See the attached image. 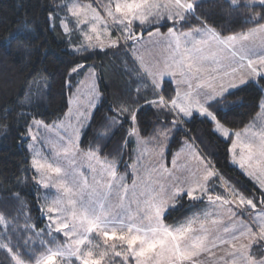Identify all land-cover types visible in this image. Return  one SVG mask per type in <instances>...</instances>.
Returning a JSON list of instances; mask_svg holds the SVG:
<instances>
[{
    "label": "snow or ice",
    "instance_id": "obj_1",
    "mask_svg": "<svg viewBox=\"0 0 264 264\" xmlns=\"http://www.w3.org/2000/svg\"><path fill=\"white\" fill-rule=\"evenodd\" d=\"M232 10L256 7L264 10V0H226ZM197 5L189 0H168L165 4H160L156 0H115L114 6L106 9V16L115 26V30L123 34L126 47L134 49L145 34L143 26L152 21L165 18L168 26L169 47L174 44L175 56L171 64L165 66L158 73L145 72L151 78V87L155 94L152 100H147L146 105L159 109L166 113L165 123L159 130H154L153 138L160 140L163 136L167 138L168 132L178 130V123L185 118H191L193 113L205 117L214 124V132L220 136L230 139L231 133L228 128L218 119V115L211 109L215 104L223 99L222 93L225 88L221 86L219 92L216 91H195L204 88L205 74L216 73L217 75H229L228 69L235 74V65L249 69L246 75L239 77V84L245 85L256 83L264 84V53L257 54L253 48L245 46L240 41L247 40L249 35L257 31L264 32V15H257L253 18L257 27L250 30V33L243 35L224 36L214 29L202 26L196 32L201 34V38L192 37V33H181L177 30L179 24L182 28L188 21L189 15H194ZM86 8H91L93 15L89 20ZM67 9L71 16L76 18L77 26L89 24L88 31L96 33L100 26L111 36L108 21L101 17V14L91 5L83 6L73 4L72 7L63 5L61 10ZM49 19H54L52 13ZM58 19V17H55ZM167 26V25H164ZM136 27L141 31L137 33ZM83 31V29H82ZM148 35H152V29L147 30ZM156 29V35H159ZM86 38L90 39L85 33ZM29 37L20 34L15 39L25 40ZM98 38V37H97ZM209 41L215 42L217 48L212 50ZM109 47H120L119 39L110 41ZM97 45L89 44L77 51L87 52L95 49ZM103 49L101 42L99 45ZM255 57V59L253 58ZM226 62V63H225ZM259 65V68L257 67ZM83 64H77L72 68V72H78L83 68ZM92 72L93 69H87ZM179 75L180 82L187 86L183 93L177 91L175 98L164 95V83H171ZM166 78H168L166 80ZM195 82V84L193 83ZM235 80L229 87H236ZM203 97L201 100L200 97ZM217 96L220 99H217ZM264 107V105H262ZM138 109L130 108L122 103L116 115L129 114L132 127L128 133L129 137L140 138V130L137 126ZM171 116V120L168 117ZM115 122V121H114ZM33 125L39 128H49L42 120H33ZM169 125L171 127H169ZM51 127H56L55 125ZM247 131V130H246ZM28 136L37 140L32 127L28 129ZM237 140L231 145L230 152L233 155V163L238 164L242 169H258L260 175H264V132L259 134V143L248 140L240 143L241 133H235ZM63 141L64 137H60ZM128 144L131 140L127 141ZM187 143L195 149V144L191 138H187ZM30 147H32L30 145ZM240 147L239 156L236 149ZM79 147L75 141L69 139L66 144L58 145L57 151L52 159L33 151L31 165L37 183L45 188L53 187L57 195L46 205L49 221L48 229L45 232H35L40 244L37 247L31 238L24 240L23 245L19 242L16 248L23 247L25 251L21 254L14 251L10 244L0 243V248H4L10 254L11 264H115V258H120L119 264H204V257L211 254L213 249L220 245H230L233 249L228 253L232 257L226 264H264V208L255 212L257 204L253 199H246L242 194L233 192L238 197L239 204L243 207L241 211H235L231 207L226 211L231 216L244 217L246 212L254 213L253 222L259 228V239H255L257 233L248 225L233 227L225 226L224 233L233 232L236 228L238 235L232 234L230 237L214 235L206 227V217L201 219L198 216L189 218L185 223L178 226L167 225L165 221L167 206L166 200L160 195L164 191L163 185L157 188L159 180L146 183L142 189L137 190L138 175L125 172L120 175L119 165L123 163V158L110 160L103 156L100 149H89L86 158L87 167L95 175L93 183L89 184L83 171L75 166L76 156L79 154ZM196 158L204 166L203 181L218 176L217 170L203 153L196 150ZM163 159V154H161ZM175 164V159L173 160ZM98 166V167H97ZM129 166L125 165L127 169ZM248 175L255 174L248 171ZM131 180L129 185L128 180ZM259 188L261 196H264V180L260 181ZM17 196L19 194H16ZM186 197L189 200L202 203L207 198L209 204L230 205L232 202L219 194L210 191L206 183L197 182L195 186L187 189L176 187L170 193L171 199ZM264 205V200L259 201ZM136 205L133 210L132 205ZM218 223L217 220L212 221ZM6 218L0 214V225H6ZM25 231H29L26 227ZM62 235L65 242H59ZM92 234L100 236L104 241V250L95 251L100 247L94 244ZM242 237L249 238L248 244H241L236 248L234 241ZM112 241L113 243H109ZM118 242V245L117 243ZM32 246L33 251L27 249ZM255 245V251H253ZM39 254H35L36 252ZM240 255L237 256L236 253ZM27 257V260L24 259ZM74 258V259H73ZM107 258V260H106Z\"/></svg>",
    "mask_w": 264,
    "mask_h": 264
},
{
    "label": "trees",
    "instance_id": "obj_2",
    "mask_svg": "<svg viewBox=\"0 0 264 264\" xmlns=\"http://www.w3.org/2000/svg\"><path fill=\"white\" fill-rule=\"evenodd\" d=\"M66 1L88 3L91 0H0V214L7 220L6 227L0 225V243L10 244L21 254L25 249L16 248L18 242L23 245L24 240L31 238L37 247L40 244L39 238L33 235V228L35 232L47 231L46 219L38 206L41 187L33 177L25 135L29 127H33L34 119L49 125L64 116L69 98L88 66L94 65L97 70L101 99L81 131L79 149L82 152L98 148L110 160L122 157L123 163L119 167L120 174H124L129 169L125 165L129 166L133 160L134 144L133 141L127 143L131 140L129 116L123 114L116 119L119 106L127 103L130 108L138 109L136 123L142 139H154V130H159L165 123V112L146 105L155 94L151 93L153 89L146 79L145 82L139 80L136 64L123 46L87 52L68 48L61 16V7ZM195 4L194 15H189L182 28L177 25L180 31L203 23L224 36L240 34L256 28L253 18L264 15V10L259 7L232 10L226 0H201ZM53 8L56 9L52 13L54 19L50 20ZM71 24L76 25L74 20ZM166 25L159 28L164 31L170 26ZM20 34L29 38L15 39ZM74 39L79 41L78 36ZM77 64L84 67L72 72ZM164 95L175 97L172 82L164 83ZM263 100L264 84L257 78L256 83L242 85L224 94L211 110L233 134L247 128L258 116ZM186 119L179 121L178 130H171L167 138L164 137L168 143L167 164L182 145L180 138L190 137L211 161L221 180L258 200L261 191L229 162L233 135L230 139L221 138L214 132V124L197 113L190 120ZM214 178L216 180L214 176L207 184L211 192ZM205 204V200L198 203L186 197L176 199L168 208L164 222L176 225L196 215ZM26 227L29 231H25ZM58 236L63 243V236ZM27 250L32 252V246L29 245ZM0 264H11L10 254L4 248H0Z\"/></svg>",
    "mask_w": 264,
    "mask_h": 264
},
{
    "label": "rangeland",
    "instance_id": "obj_3",
    "mask_svg": "<svg viewBox=\"0 0 264 264\" xmlns=\"http://www.w3.org/2000/svg\"><path fill=\"white\" fill-rule=\"evenodd\" d=\"M199 1L201 0H190L189 2H199ZM156 2L160 4H165L168 2V0H156ZM114 3L115 0H91L88 3L66 1L65 5H67L69 8L72 7L73 4L83 5V6L91 5L92 8H95L101 14V17L103 19L108 21V27L109 30L111 31V36H109L108 33H106L103 30L102 26H100L99 30L96 33H92L88 31L90 27V23L81 24L77 26L76 18L71 16L67 9H64L61 13V16L64 18L62 21V30L65 34V40L67 42V46L71 51L73 50L77 51V49H82L83 47H86L89 44H93V45H97V47L95 48L97 50H106V49L116 48V47H109L108 45L110 41L119 39V43L121 46H123L124 51L129 53V55L132 57V59L136 64L137 77L139 78V80L141 79L145 82L146 79V81H148L151 84V78L146 76L145 72L158 73L160 70L164 69L166 65L171 64L172 59L175 56V53L173 51L174 44L172 45V47H169L168 32L165 39L160 38L161 34L156 35V29L160 30L159 26L161 25L164 26L170 23H168L165 18H160L158 20L154 19L150 24H145L143 26V30L146 31L151 28L153 34L148 35L146 32L143 35L140 42L135 45L134 49H130L124 46L125 41L123 40V34L115 30V26L106 16L107 7L114 6ZM86 11L88 12L89 20L91 21V16L93 15L91 8H86ZM73 20L76 24L74 26L73 24H71L73 23ZM177 30L178 32L181 33H188L189 31V30L180 31V29ZM135 31L139 33L141 31V28L136 27ZM85 33H87V36L90 37V39L86 38ZM76 36L79 37V41L77 42L74 39L76 38ZM254 39L255 41H259L260 43V41L264 39V32L259 31L257 34H255ZM247 40L250 42L251 38ZM101 42L104 45L103 49L99 47ZM165 46L167 47L162 48ZM251 46H254V44H252ZM206 47H210L212 50H215L217 48V45L215 44V42L209 41V45ZM89 50H93V49H89ZM150 50H154L152 54L149 53ZM254 51H256L257 54H262L264 53V46L263 48L259 47L257 49H254ZM257 66L259 67V65ZM87 69H93L94 76L92 72L88 71ZM248 71L249 69L247 67L241 68L239 66V69L236 71L235 74H232V72L228 71L229 75H231L232 77H230L229 75H223L222 73L219 75H217L216 73H212L210 75L205 74V83H204L205 88L199 89L198 91L211 92L213 91V89H215V91L218 92L216 90V87L218 81H220L218 79L220 76L223 77L222 80L228 83L227 84L228 86L225 87V89L228 90L235 89L237 87L242 86L239 84V77L241 75H246ZM233 78L236 79L235 82L237 84V86L234 88L229 87V85L233 81ZM167 79L168 78H166V80ZM180 79L181 78L179 77V75H177L176 78L171 81L175 88V94L177 91L183 93L187 89L186 84L180 82ZM98 83H99L98 73L95 66L94 65L88 66L84 70L83 76L80 79L78 86L75 88L74 92L69 98L68 110L66 111L64 116L59 121L53 124H49V125L46 124L49 126V128L41 127L39 128V130H37L36 127L33 125L32 127L33 133L37 136V140L35 141H33L28 136V132L27 135H25V138L28 139L27 149L30 155V167L33 172V177L35 178L36 181H37V177L34 175V170L31 165L33 151L34 150L39 151L41 152L42 155L48 157L49 159H52V157L55 155L57 151L58 145L61 143L66 144L69 139L75 141L79 147L81 131L90 121L93 114V110L99 104L101 99ZM193 83L195 84V82ZM151 93H153V90H151ZM200 98L201 100H203L202 96ZM262 105H264V100L261 103V107H260L261 109L258 116L254 118V120L250 123V125L247 128L238 131L239 133H241V137L239 140L240 143H244L248 140H252L254 143H259V134L261 132H264V107H262ZM125 114L129 116L128 113ZM200 117L205 118L203 116ZM186 120H190V118ZM53 125H55L56 127L54 128L51 127ZM235 133L237 132H234L232 134L233 135L232 143L237 140ZM60 137H64V140L61 141ZM220 137L225 140L227 139L222 136ZM129 138L131 139V141H133L134 144V150H133L134 157L131 164L129 165V169L127 173L129 174L133 172L137 173L138 191L142 189L146 183L159 180V184L155 186L159 188L160 185H163L164 191L160 192V195L164 197L166 200L167 210L168 208H171L175 204L176 199H171L170 193L173 192L176 187L187 189L189 186H195L197 182L209 184L210 180L207 182L203 181L204 166L200 164L195 154L196 150H199V152H201V150L194 143L192 138L191 140L195 144V149H193L187 143V137H181L180 145L181 144L182 145L178 148L176 152H174V154L170 159L169 164H167L165 160V155L168 150V143L164 141V137L161 136L159 141L156 139L151 140L150 138L142 139L141 136L139 139L135 137H129ZM30 145L32 147H30ZM230 148H229L230 164L233 165L234 167H237L247 178L250 179L252 184L255 187H257L258 190H260L259 183L260 181L264 180V175H260L258 169L255 168L247 169V166L244 169H242L238 164L233 163V155L230 152ZM240 151H241L240 147H237L236 149L237 156H239ZM86 153L87 152H82L81 150L79 151V154L76 156L75 166L84 172L85 177L89 181V184H92L94 182L93 176L95 174L91 172L87 167V164L89 162L86 158L85 155ZM161 154H163V159H161ZM174 159H175V164H173ZM248 171H254L255 174L250 176L247 174ZM124 174H120V175H124ZM215 177L216 180L214 178V180H212L211 182L212 193L226 197L232 203L230 205H221L219 203L213 205V204H209L207 198L205 197L204 198V200L206 201L205 206L202 208L201 212L196 214L195 216H198L201 219H205L206 217V227L214 235H222L226 237L228 236V234L229 237L232 234L238 235L239 232L236 228H233V232H229V233H224L223 228L225 226L231 228L233 227V225L240 226L245 223L246 225L250 226L258 235L259 228L257 224L253 222L254 213L246 212L244 217L231 216L230 213L226 211V209L231 207L235 211H241L243 210V207H245V206H241L239 204L238 197L233 195V192H236L242 194L246 199H253V202L257 204V208L254 211L259 212L262 208H264V205H261L259 203V201L264 200L262 198L263 196H261L258 200H256L254 196H250L245 194L243 191L236 190L233 184H229L225 180H221L218 176ZM128 183L129 185H131L130 179L128 180ZM38 185L41 187L40 189L41 193L40 196L38 197L39 198L38 206L41 210L42 217L46 219V228L48 229L49 221L47 219L48 213L46 211V205L52 198H54L57 195V192L56 189L53 187L45 188L39 183ZM132 208L133 210H135L136 205L133 204ZM188 219L180 221L176 225H172V226H178L180 224H183ZM213 220H217L218 223L213 224L212 223ZM53 234L59 235L56 233ZM92 240L94 244L100 245V247L94 249L95 251L99 252L104 250V241L102 237L92 234ZM64 242H65V238H64ZM109 243H113V242L109 241ZM116 243L118 245V242ZM234 243L236 244V248L239 249L241 244L249 243V238L242 237L240 240L234 241ZM227 247H229V249H232L230 245H228ZM228 251L232 252L230 250H226L224 245H222L221 247L218 246L214 248L211 254L204 257V264H226V261H231L232 259V257L228 255L229 253ZM253 251H255V249H253ZM236 255L239 256L240 253L237 252ZM118 259L120 260V258H115V261L118 262ZM75 264H78V262H75Z\"/></svg>",
    "mask_w": 264,
    "mask_h": 264
},
{
    "label": "crops",
    "instance_id": "obj_4",
    "mask_svg": "<svg viewBox=\"0 0 264 264\" xmlns=\"http://www.w3.org/2000/svg\"><path fill=\"white\" fill-rule=\"evenodd\" d=\"M190 1V0H189ZM195 3V2H194ZM201 28V26H199V27H196V28H193V29H190L189 31L192 33V36H193V38H196V39H199V38H201V34H198L196 31H193V30H197V29H200ZM251 30V29H250ZM250 30H248V31H246V32H243V33H240V34H236V35H243V34H248V33H250ZM160 38L161 39H165L166 38V36H167V32H168V28L165 30V31H163V30H161V28H160ZM188 31V32H189ZM259 31H257L255 34H257ZM255 34H252V35H249L248 36V39H250L251 38V40H250V42L248 41V40H242V41H240L241 43H243L245 46H248V47H251V48H253V49H257V48H259V47H262L263 48V46H264V39H262L261 41H260V43H259V41H255V39H254V37H255ZM253 37V38H252ZM254 39V40H253ZM257 40V39H256ZM252 44H254V46H251ZM167 46H165V47H162V48H166ZM153 51L154 50H150V54H152L153 53ZM256 52V51H255ZM257 53V52H256ZM155 54V53H154ZM254 59H255V57H253ZM246 61L244 62V64H245V67H246ZM235 67H236V69L238 70L239 69V64H237V65H235ZM258 67V66H257ZM259 68V67H258ZM228 71H230L231 72V69L229 68L228 69ZM230 77H232L231 75H229ZM222 76H220L218 79L220 80V81H218V83H217V87H216V90L219 92V90H220V88H221V86H223L224 88L225 87H227L228 85V83H226L224 80H222ZM233 80H236L235 78H233ZM233 82V81H232ZM205 88V87H204ZM195 91H198V90H196V89H194ZM232 90V89H231ZM213 91H215V89H213ZM230 90H228V89H225V91L222 93V95H224V94H226L227 92H229ZM217 98H220L219 96H217ZM195 114V113H194ZM193 114V115H194ZM201 211H199L198 213H200ZM197 213V214H198ZM193 216H195V215H193ZM192 216V217H193ZM191 218V217H190ZM243 225H246V223L245 224H243ZM254 228V227H253ZM227 237H229V234H228V236ZM255 239H259V232H258V235H257V238L255 237ZM250 242V241H249ZM262 242H264V241H262ZM222 245H220L219 247H221ZM225 246V249L226 250H230V251H233V249H229V247H227L228 245H224ZM254 247H253V249H255V245H253ZM229 252V251H228ZM230 253V252H229Z\"/></svg>",
    "mask_w": 264,
    "mask_h": 264
}]
</instances>
